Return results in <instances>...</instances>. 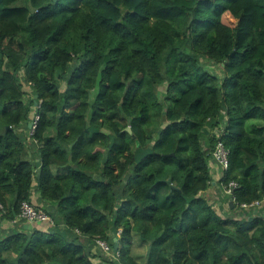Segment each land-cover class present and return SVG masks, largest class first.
I'll list each match as a JSON object with an SVG mask.
<instances>
[{
  "label": "trees",
  "instance_id": "obj_1",
  "mask_svg": "<svg viewBox=\"0 0 264 264\" xmlns=\"http://www.w3.org/2000/svg\"><path fill=\"white\" fill-rule=\"evenodd\" d=\"M218 141L262 201L264 0H0V264H264V204L202 197Z\"/></svg>",
  "mask_w": 264,
  "mask_h": 264
},
{
  "label": "built area",
  "instance_id": "obj_2",
  "mask_svg": "<svg viewBox=\"0 0 264 264\" xmlns=\"http://www.w3.org/2000/svg\"><path fill=\"white\" fill-rule=\"evenodd\" d=\"M38 121V117L36 118L35 122L31 125L32 131L35 129L36 122ZM228 157H229V152L228 150L225 149L224 145L222 142L218 141L217 144L215 145L214 151L212 152V162H214L221 172H225L228 169ZM224 192L227 193V195L232 196L233 190L236 188V184L234 182H230L228 185H222ZM232 203L234 200H231ZM262 204H264V199L262 201L254 202L253 204L246 205L242 204L238 206L239 210H245L248 211L253 208H258ZM0 210H3V207L0 205ZM22 221L27 223L28 225H40L42 223H49L53 225L51 218L45 214V213H39L35 210L33 206H31L28 203H23L20 206V210L18 215L15 217L14 221L12 222L13 224ZM96 245L101 248V250L105 254L112 253L110 248L105 242L102 241H96ZM114 260H117L118 258V253L113 255Z\"/></svg>",
  "mask_w": 264,
  "mask_h": 264
},
{
  "label": "rangeland",
  "instance_id": "obj_3",
  "mask_svg": "<svg viewBox=\"0 0 264 264\" xmlns=\"http://www.w3.org/2000/svg\"><path fill=\"white\" fill-rule=\"evenodd\" d=\"M24 1H21L20 2V6L21 5H24ZM202 64H203V67L205 68L206 71L210 72V73H215V74H218V72H221L220 69H218L215 65L211 64L209 61L207 60H203L202 61ZM221 74V73H220ZM28 88V87H27ZM26 88V91L27 92H30L28 89ZM38 117V116H37ZM35 117V120L36 118ZM34 120V122H35ZM124 123L121 122L120 125H123ZM30 132L24 128L21 133H24V136L27 138L28 142H30L31 140V137L30 135L33 134V131L32 129L30 128ZM207 130V129H206ZM209 132V129L207 130ZM213 133V131H212ZM211 167V166H210ZM220 184H221V193L219 191H214L215 193H213V196L216 198L217 196H219V198L216 200H211V207L213 208H216V210H218V212L224 216L226 215H230V211L229 210H234L235 211V215H238L236 212L238 211L237 209H235V207L233 206V204L230 202V200L228 198H230L229 195H227L226 192H224L223 188H222V183L220 181ZM204 199H206V196H202ZM207 200V199H206ZM231 206V207H230ZM109 247V246H108ZM110 248V247H109ZM118 248V247H117ZM111 250V249H110ZM117 251V249H116ZM99 252L101 255H104V257L107 259V260H111L112 261V258H113V255L115 256V254L117 253H109V254H105L101 248L99 247ZM148 253V246L142 242L139 237L137 236H134V239H133V244H132V248H131V255L135 258V260L137 262H139L140 264H144L145 261H146V255ZM116 261V260H115Z\"/></svg>",
  "mask_w": 264,
  "mask_h": 264
},
{
  "label": "crops",
  "instance_id": "obj_4",
  "mask_svg": "<svg viewBox=\"0 0 264 264\" xmlns=\"http://www.w3.org/2000/svg\"><path fill=\"white\" fill-rule=\"evenodd\" d=\"M211 176H212V182H211V187L209 188V190L206 192V193H204L203 195L204 196H206V199H207V201L211 204L212 202H211V200H217L218 198H219V196H217L216 198L213 196V193H215L216 191H218V193H219V191H220V193H221V184H220V180H221V178H222V172H221V170L219 169V167L216 165V164H214V162H212L211 163ZM223 188V187H222ZM215 191V192H214ZM33 196H34V198H33V201L35 202V204L36 205H38L39 207H41V208H44L45 210H48V211H50V209H51V206L49 205V204H47V203H44L43 201H41L40 199H39V193L37 192V191H35L34 190V192H33ZM229 200H230V198H228ZM230 202L232 203V201L230 200ZM231 207V206H230ZM238 211H239V209H238ZM238 211L236 212L237 214H238ZM235 214V213H234ZM233 214V215H234ZM13 224V223H12ZM14 226L13 227H11V226H5V227H7L8 229H10V230H12V229H16V227L17 226H23L24 228H26V229H29V225L27 224V223H25V222H22V221H19V222H17V223H15V224H13ZM15 227V228H14ZM34 226H32V228H33ZM29 230H31V229H29ZM86 240V239H85Z\"/></svg>",
  "mask_w": 264,
  "mask_h": 264
},
{
  "label": "water",
  "instance_id": "obj_5",
  "mask_svg": "<svg viewBox=\"0 0 264 264\" xmlns=\"http://www.w3.org/2000/svg\"><path fill=\"white\" fill-rule=\"evenodd\" d=\"M29 128H31V126H29ZM127 131L130 133V129L128 128L127 129ZM168 185H171V182H170V180H168L167 182H166ZM171 189H174L175 190V188L173 187V186H171ZM29 229H32V225H29ZM117 249V245L115 246V250Z\"/></svg>",
  "mask_w": 264,
  "mask_h": 264
}]
</instances>
